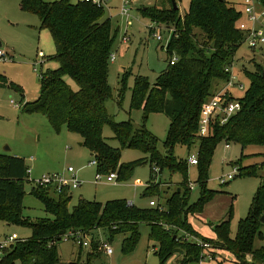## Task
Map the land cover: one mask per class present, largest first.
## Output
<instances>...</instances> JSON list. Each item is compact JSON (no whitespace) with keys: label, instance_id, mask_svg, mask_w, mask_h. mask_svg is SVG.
I'll list each match as a JSON object with an SVG mask.
<instances>
[{"label":"trees","instance_id":"16d2710c","mask_svg":"<svg viewBox=\"0 0 264 264\" xmlns=\"http://www.w3.org/2000/svg\"><path fill=\"white\" fill-rule=\"evenodd\" d=\"M160 6L144 8L153 23L175 28V34L167 46V69L151 84L147 78L137 76L131 91V109L143 112V124L136 126L132 119L115 121L109 115L107 103L113 100L109 84L110 58L114 39L109 19H105V7L93 3L71 0L45 2L22 0L25 11L39 16L41 29L48 30L56 48L49 60L58 68L42 75L39 99L27 104L28 113L45 115L55 132L63 127L79 135L97 162L98 173L107 175L117 171L119 178L130 176L133 168L150 161V182L143 197L152 196L157 168L183 176L181 191L175 192L165 208H139L125 200L106 203L80 199L72 209V194L68 189L51 197L48 188L38 186L31 191L52 216L31 222L23 215L25 186L29 183L25 158L0 154V222L31 230L29 239L19 240L8 246L0 256V264H59L57 249L60 233L63 237L71 231L83 230L94 236L105 234L108 241L118 235H126L121 245L123 254L136 249L142 224L150 228L148 239L155 242L156 255L161 264L175 253L183 255V262L200 261L202 248L197 243L182 241L179 230L185 236H193L211 244L213 249L226 250L237 264H264V235L261 218L264 215V178L253 198L245 219L239 223L235 239H230V218L213 225L216 239L199 234L189 222L190 215L203 212L205 204L213 196L206 188L208 169L221 141L239 144L244 151L248 146H264V71L258 66L255 73L247 72L250 86L240 97L242 108L224 125L217 117L210 126L207 137L198 134L201 109L217 92V82L226 84L235 55L244 43V34L238 24L242 13L234 0H191L188 12L181 15L176 0H160ZM264 8V0H259ZM174 3L177 8H174ZM169 5L168 7L165 5ZM150 34H152L150 32ZM176 55L178 62L173 63ZM69 78L74 86L67 82ZM3 80V79H0ZM4 82V80H3ZM1 86H7L4 83ZM126 87L119 92L121 106ZM152 113L165 115L169 121L163 142L165 155L158 150L159 139L151 133L146 122ZM110 125L120 147L114 148L103 137V128ZM191 149L198 145L199 180L201 196L190 204L188 159L175 156L176 146ZM139 148L149 156L128 165L120 163L122 150ZM91 161V162H92ZM238 176H258L264 164L255 167L240 166ZM53 193V192H52ZM259 238L262 244L255 247ZM100 243L94 241L88 257H98ZM82 249V248H80ZM89 259V260H90ZM76 264V263H69ZM78 264H90L83 261Z\"/></svg>","mask_w":264,"mask_h":264},{"label":"rangeland","instance_id":"374dc122","mask_svg":"<svg viewBox=\"0 0 264 264\" xmlns=\"http://www.w3.org/2000/svg\"><path fill=\"white\" fill-rule=\"evenodd\" d=\"M71 1L76 3L78 0ZM121 1L109 0L105 8V19L111 22L114 39L112 55L115 56V61L110 59L109 65V84L114 97L107 103V110L117 122L132 119L136 126H141L143 112L140 109H131V91L137 76L147 78L153 85L167 69L168 60L171 58L166 50L170 30L162 26L164 41H157L149 30L152 20L142 14L144 8L160 6L162 3L160 0H139L128 14H122ZM176 1L181 15L188 12L191 0ZM21 2L22 0H0V50L8 56L7 60L0 59V79L4 80V82L0 80V83L7 85H0V154L22 157L27 162L30 181L25 186L24 217L31 222L52 219V216L44 211L38 197L31 194L32 189L38 187L36 182L48 174H59L68 181L75 175L81 182L79 188L70 190L72 194L70 209L77 205L80 199L100 203L125 200L139 208H148L150 202L155 201L164 209L166 201L175 192H184L181 174H171L167 169L160 171L157 168L156 177L151 182L155 186V191L152 196L143 197L150 186L151 164L147 159L149 155L142 149L128 148L122 150L121 164L128 165L143 158H146L147 162L135 166L130 176L118 177L116 183H106L105 180L96 182L97 167L90 164L92 156L86 145H80L83 143L81 137L69 132L66 127L57 133L45 115L28 113L25 110L27 104L36 102L40 97L42 75L48 70L57 69L59 65L49 60L56 52L50 32L41 29L39 16L23 10ZM242 2L243 0L236 2L240 10L243 8ZM258 66L264 71V45L259 50H253L244 41L235 55L231 68V81L244 86V91L237 86L231 90L235 97H243L250 86V79L246 73H255ZM66 80L74 86L69 78ZM124 85L125 97L120 106L119 92ZM224 86V83L217 82L214 88L219 91ZM169 124V119L159 113L150 114L146 122L147 129L159 139L158 150L162 155L166 154L163 142ZM103 137L112 147H120L110 125L104 126ZM226 145L225 141L218 144L208 169L206 188L214 193L199 216L201 221L195 215H190L189 222L194 229L195 226L200 228L201 234L211 237L213 225L230 218L229 236L230 239H235L240 221L245 219L250 211L261 183L260 177L264 178V169L257 171L258 176H237L225 185L220 184V179L233 171L235 163L241 162L242 168H257L264 164V146H248L242 151L239 144L229 143V148H226ZM174 154L179 159H188L191 155L198 156V145L191 149L178 145ZM30 158L34 161H30ZM188 166V181L194 186V189L190 190L189 203L194 204L201 196V184L198 182L200 168L189 164ZM69 167L74 169V175L68 172ZM103 177L105 179L107 176L103 174ZM51 197L57 198L52 192ZM139 231L141 234L139 243L134 252L128 255L121 251L126 235H118L113 241H108L105 234H102V240L114 249V254L108 256L101 251L98 257L91 259L88 257L91 249H80L72 241H59L57 244L59 264H78L83 261H90V264H161L156 255L157 244L148 239L150 228L142 224ZM178 232L182 241L197 242L193 236H185L181 230ZM261 233L264 235V223ZM12 234H17L22 240L32 236L29 228L0 222V241ZM261 244L262 241L257 238L255 247ZM185 256V253L183 255L175 253L165 264H198L194 261L184 263ZM209 256L217 262L208 261ZM233 259L226 250L213 249L205 256L204 264H237Z\"/></svg>","mask_w":264,"mask_h":264},{"label":"built area","instance_id":"2783aa9c","mask_svg":"<svg viewBox=\"0 0 264 264\" xmlns=\"http://www.w3.org/2000/svg\"><path fill=\"white\" fill-rule=\"evenodd\" d=\"M82 2L93 3L98 6H103L106 8L109 0H79ZM139 0H122L121 1V11L122 14H128L129 11L133 6L138 3ZM242 19L238 24L239 30L244 34L245 38L244 41L248 44V46L253 50H259L264 45V8H262L259 0H243L242 2ZM243 18L245 20L243 21ZM163 24L152 23L151 27L149 28L150 32L159 42L164 41L163 33L161 32ZM170 30V38L168 40V44L170 40L173 38L175 34V28L166 27ZM127 39H124L126 41ZM168 46V45H167ZM166 46V49H167ZM8 56L7 53L0 50V59L7 60ZM112 61H115V56L111 55ZM172 62H178V58L176 55L172 57ZM232 67L228 68L226 71L230 72L231 76L229 81L225 84L224 88H221L219 91L215 92V94L210 98V100L203 106L201 109L200 121H199V131L198 134L201 138L207 137L210 133V126L212 122L218 117L220 119V123L222 125L226 124L228 120L240 112L242 105L239 100V97H235L232 94V89L237 86L240 90L244 91V86L236 84L231 81L232 77ZM226 147L228 148L229 145L227 144ZM30 161H34L33 158H30ZM90 164L97 166V162L94 160ZM188 164L191 166L198 165V156L191 155L188 158ZM68 172L74 175V169L72 167L68 168ZM28 173L30 174V170L28 169ZM239 175V169L237 166L233 169V171L220 179V184L225 185L228 182L234 180ZM105 179H103V174L98 173L96 175V182L105 180L106 183H116L118 179V173L111 172L107 175ZM38 186H42L44 188H48L50 192L55 194L61 193L64 189H77L81 186V182L77 179L74 175L71 181L66 180L63 176L59 174H48L43 176L37 182ZM189 189L192 191L194 189L193 184L189 186ZM151 207H158L155 201L150 202ZM102 234L100 236H94L91 233H88L83 230H76L71 231L66 234L62 240L64 241H72L79 248H92V243L97 241L100 243L99 249L111 256L114 254V249L102 240ZM195 238V237H194ZM197 239V238H195ZM21 240L17 234H12L9 237H5L0 241V256L5 248L12 245L13 243ZM198 246L202 248V253L200 257V261L198 264H204L205 256L209 255V252L213 250V247L210 243L201 241L197 239ZM212 257H208V261H212Z\"/></svg>","mask_w":264,"mask_h":264},{"label":"crops","instance_id":"0c3cea01","mask_svg":"<svg viewBox=\"0 0 264 264\" xmlns=\"http://www.w3.org/2000/svg\"><path fill=\"white\" fill-rule=\"evenodd\" d=\"M238 1H241V0H234V2L236 3H238ZM240 10V9H239ZM224 88V87H223ZM227 148V147H226ZM229 148V147H228ZM202 214V213H201ZM201 214H198V215H195V217L196 218H198L199 219V216L201 215ZM200 220V219H199ZM201 221V220H200ZM194 227V226H193ZM195 230L199 233V234H201V229L200 228H198L197 226H195ZM211 233H213V236H211V237H207L206 235H203V234H201L202 236H205V237H207V238H215V234H214V232H212L211 231ZM232 256V255H231ZM233 257V256H232ZM234 258V257H233ZM234 261H235V259H233ZM212 262H217V261H213L212 260ZM209 264V263H208ZM216 264V263H215Z\"/></svg>","mask_w":264,"mask_h":264},{"label":"water","instance_id":"95a60500","mask_svg":"<svg viewBox=\"0 0 264 264\" xmlns=\"http://www.w3.org/2000/svg\"><path fill=\"white\" fill-rule=\"evenodd\" d=\"M174 8H177V5L174 3ZM1 44V43H0ZM80 145H83V143H81ZM7 150H9V149H7ZM91 156H93L92 154H91ZM261 222L262 223H264V215L262 216V218H261ZM64 235V232H61L60 233V238H59V241L61 240V236H63Z\"/></svg>","mask_w":264,"mask_h":264}]
</instances>
